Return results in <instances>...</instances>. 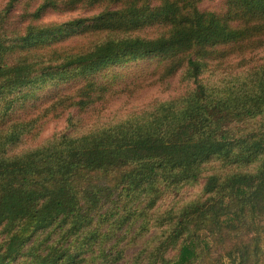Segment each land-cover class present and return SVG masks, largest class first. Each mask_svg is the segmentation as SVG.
Returning <instances> with one entry per match:
<instances>
[{
	"label": "trees",
	"instance_id": "obj_1",
	"mask_svg": "<svg viewBox=\"0 0 264 264\" xmlns=\"http://www.w3.org/2000/svg\"><path fill=\"white\" fill-rule=\"evenodd\" d=\"M201 1L0 9V264H264V0Z\"/></svg>",
	"mask_w": 264,
	"mask_h": 264
},
{
	"label": "rangeland",
	"instance_id": "obj_2",
	"mask_svg": "<svg viewBox=\"0 0 264 264\" xmlns=\"http://www.w3.org/2000/svg\"><path fill=\"white\" fill-rule=\"evenodd\" d=\"M8 0H0V9H2ZM23 3V2H22ZM220 6L219 0H202L200 7L201 8H211V9H218ZM33 8H30L28 10L24 9L23 4H19L17 7H15L10 15V22L11 23H17L20 21V19L23 17L25 11L32 12ZM90 12L86 10H79L74 13H66V14H55V13H49L47 14L41 21L42 23H65L69 19L81 17L86 18L89 17ZM140 67V66H137ZM137 67H134L133 70H136ZM179 78H175L171 82V89L166 91L165 89L161 88H154L153 90L143 92L140 95H137L136 97L132 98L131 100L125 99L123 97L117 98L114 102L108 104L106 109L99 112L98 115L94 114L96 111H89V113H86L81 116V122L82 123H91L92 121H105L108 117H111L114 114L123 113L125 111H131L136 109L144 108V106L150 102L152 99L156 97L165 98L168 97L170 94L174 92L176 87H178ZM67 115V114H66ZM66 115L62 118H59L57 120H49L44 128L42 129L40 135L36 139L31 138H25L24 141L18 146L16 151H21L28 148H33L39 143L43 142L45 139L50 137L53 133H59L60 131H64L66 128Z\"/></svg>",
	"mask_w": 264,
	"mask_h": 264
}]
</instances>
